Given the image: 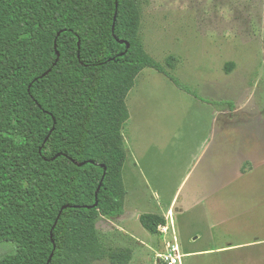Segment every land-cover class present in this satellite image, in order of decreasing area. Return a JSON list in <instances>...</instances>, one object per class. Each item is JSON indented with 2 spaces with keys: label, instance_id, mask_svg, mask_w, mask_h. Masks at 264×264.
Masks as SVG:
<instances>
[{
  "label": "rangeland",
  "instance_id": "374dc122",
  "mask_svg": "<svg viewBox=\"0 0 264 264\" xmlns=\"http://www.w3.org/2000/svg\"><path fill=\"white\" fill-rule=\"evenodd\" d=\"M131 1L169 76L146 68L127 96L125 211L99 219L107 255L88 264H163L174 246L183 264H264V0Z\"/></svg>",
  "mask_w": 264,
  "mask_h": 264
},
{
  "label": "trees",
  "instance_id": "16d2710c",
  "mask_svg": "<svg viewBox=\"0 0 264 264\" xmlns=\"http://www.w3.org/2000/svg\"><path fill=\"white\" fill-rule=\"evenodd\" d=\"M139 25L131 0H0V264L107 255L97 224L125 211L127 96L146 68L169 76Z\"/></svg>",
  "mask_w": 264,
  "mask_h": 264
},
{
  "label": "built area",
  "instance_id": "2783aa9c",
  "mask_svg": "<svg viewBox=\"0 0 264 264\" xmlns=\"http://www.w3.org/2000/svg\"><path fill=\"white\" fill-rule=\"evenodd\" d=\"M159 263L163 264H183L182 256L179 253V248L174 246L172 249H168L167 253L161 255Z\"/></svg>",
  "mask_w": 264,
  "mask_h": 264
},
{
  "label": "crops",
  "instance_id": "0c3cea01",
  "mask_svg": "<svg viewBox=\"0 0 264 264\" xmlns=\"http://www.w3.org/2000/svg\"><path fill=\"white\" fill-rule=\"evenodd\" d=\"M197 241L198 240V238L196 237L195 239H194V241ZM192 243L190 240L188 241V243ZM264 241L261 239V238H257L256 239V241L253 243V244H256V245H260V244H262ZM192 245V244H191ZM241 246H243V245H232V244H229L227 247H222V248H218V249H216V250H212V249H203V250H199V251H194V252H192V253H188V255H191V254H193V255H200V254H202V253H204V257H206L207 255H216V254H219V252L218 251H220V250H223V249H230V248H235V247H241Z\"/></svg>",
  "mask_w": 264,
  "mask_h": 264
}]
</instances>
